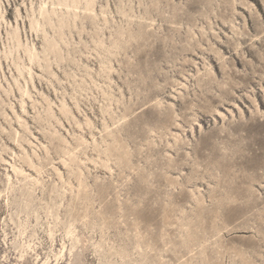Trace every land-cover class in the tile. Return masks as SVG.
<instances>
[{"label":"rangeland","instance_id":"rangeland-1","mask_svg":"<svg viewBox=\"0 0 264 264\" xmlns=\"http://www.w3.org/2000/svg\"><path fill=\"white\" fill-rule=\"evenodd\" d=\"M0 264H264V0H0Z\"/></svg>","mask_w":264,"mask_h":264}]
</instances>
